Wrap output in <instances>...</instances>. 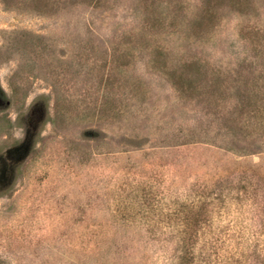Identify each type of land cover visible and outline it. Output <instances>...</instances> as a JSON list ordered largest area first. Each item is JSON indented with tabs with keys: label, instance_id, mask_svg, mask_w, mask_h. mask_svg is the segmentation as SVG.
Segmentation results:
<instances>
[{
	"label": "rangeland",
	"instance_id": "1",
	"mask_svg": "<svg viewBox=\"0 0 264 264\" xmlns=\"http://www.w3.org/2000/svg\"><path fill=\"white\" fill-rule=\"evenodd\" d=\"M0 264H264V0H0Z\"/></svg>",
	"mask_w": 264,
	"mask_h": 264
}]
</instances>
